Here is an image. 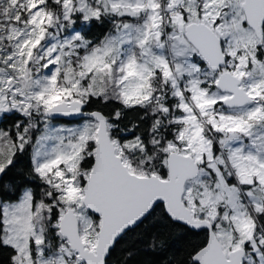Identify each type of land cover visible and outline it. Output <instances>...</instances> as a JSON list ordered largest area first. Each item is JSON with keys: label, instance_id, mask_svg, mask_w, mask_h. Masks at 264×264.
I'll return each instance as SVG.
<instances>
[{"label": "snow or ice", "instance_id": "1", "mask_svg": "<svg viewBox=\"0 0 264 264\" xmlns=\"http://www.w3.org/2000/svg\"><path fill=\"white\" fill-rule=\"evenodd\" d=\"M125 244L264 264V0H0V264Z\"/></svg>", "mask_w": 264, "mask_h": 264}, {"label": "trees", "instance_id": "2", "mask_svg": "<svg viewBox=\"0 0 264 264\" xmlns=\"http://www.w3.org/2000/svg\"><path fill=\"white\" fill-rule=\"evenodd\" d=\"M96 31L99 34V29H97ZM129 246H130L129 244H125V245H121V247L117 249V251L114 253L112 258L114 264H121V262L125 258L124 249H126ZM3 258H4L3 256H0V260H2ZM165 259H166V254L163 253L156 254L141 250L135 256L132 257L129 264H163Z\"/></svg>", "mask_w": 264, "mask_h": 264}]
</instances>
